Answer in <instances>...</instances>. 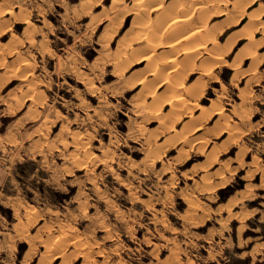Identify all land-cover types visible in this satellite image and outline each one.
<instances>
[{"label": "rangeland", "instance_id": "obj_1", "mask_svg": "<svg viewBox=\"0 0 264 264\" xmlns=\"http://www.w3.org/2000/svg\"><path fill=\"white\" fill-rule=\"evenodd\" d=\"M203 1L225 59L182 71L184 109L150 74L156 11L0 0L24 72L0 77V264H264V0Z\"/></svg>", "mask_w": 264, "mask_h": 264}, {"label": "bare ground", "instance_id": "obj_2", "mask_svg": "<svg viewBox=\"0 0 264 264\" xmlns=\"http://www.w3.org/2000/svg\"><path fill=\"white\" fill-rule=\"evenodd\" d=\"M165 0H159L157 2H155V0H133V3L136 4L135 8L136 11H138L139 13H141L142 16H147V17H151L150 15L152 14L151 12L156 11L157 14L155 15L154 21L155 23H153L151 26H153V34L155 35L156 40L154 41V38H152L150 35L151 42H150V50L148 49L147 52L148 53V57H146V59L148 60V58L155 59V64H153V68L152 71L150 72L151 76H158L161 72H165V70L168 68H171V71H169L171 73V75H168V79L166 82H171L170 84H172V88H171V101L173 103H175V105H177V107H182L184 109L189 108V103L187 101V99L184 97L185 95H183V93L181 92V87L183 86L179 80V77H181L183 74L182 71H184L187 67V69L193 65L194 66V58L199 57V56H204V55H208L207 57H213V59L215 61L218 62V64L223 63L224 61V53L223 50L219 51L216 50L212 47H209V45H213L216 44L217 41V37L215 35V31L213 30V28L211 27V24L208 20L207 14H205L206 12L208 13V11H210L212 8H210V4L209 2L206 3L205 1H203L204 3H206V5H198V6H193V4H197L195 3V1L197 0H174L176 1V5L173 8H167L165 7ZM167 1V0H166ZM202 1V0H201ZM219 1V0H218ZM4 2V1H3ZM121 0H113L114 6H117L118 4H120ZM153 2H155L153 4ZM199 2V1H198ZM202 2V3H203ZM225 2V1H223ZM227 3L230 1H226ZM236 7L235 8H239L242 7L240 0H234ZM5 3V2H4ZM200 3V2H199ZM213 3V2H212ZM133 4V5H134ZM172 4V3H171ZM175 3H173L172 5H174ZM201 4V3H200ZM127 5V4H126ZM144 5V6H143ZM6 6V4H5ZM167 6V5H166ZM193 6V8H192ZM128 7V6H127ZM170 7V6H169ZM116 8V7H115ZM114 8V9H115ZM6 9V8H5ZM131 9V8H130ZM134 9V7L132 8ZM243 9V8H242ZM121 11V10H120ZM130 11V10H129ZM134 12V10H132ZM217 11V10H216ZM239 11V10H238ZM5 12V11H4ZM8 13H12V10L7 11ZM212 12V11H211ZM215 12V11H214ZM251 12L248 15V21H247V27L250 30V35L253 36L254 32L256 30H258L259 28H263L264 29V23L262 21H257L258 16L260 15V13H255ZM264 12V11H263ZM132 13V12H131ZM216 13V12H215ZM221 13V12H220ZM224 13V11H223ZM138 14V13H137ZM230 14V13H229ZM213 15V13H212ZM211 16V15H209ZM261 16V15H260ZM259 16V17H260ZM26 17V16H25ZM23 18V17H22ZM143 18V17H142ZM7 19V18H6ZM210 19V18H209ZM144 20V19H143ZM142 21V20H141ZM149 21V20H148ZM28 23V25H30V23L28 21H26ZM228 23V22H227ZM10 24V23H9ZM150 24V23H148ZM215 24V23H214ZM217 24V23H216ZM221 24V23H220ZM218 26V25H217ZM112 27V26H111ZM150 27V26H149ZM35 28V27H34ZM118 28V27H117ZM136 28V27H135ZM26 29V28H25ZM28 29V28H27ZM118 30V29H117ZM219 30V28H218ZM109 31V30H108ZM114 32V31H113ZM131 32V31H130ZM151 32V33H152ZM259 32V30H258ZM1 33V32H0ZM109 34V33H108ZM140 34V33H139ZM148 34V32H147ZM264 35V34H263ZM111 36V35H110ZM146 36V35H145ZM248 36V35H246ZM140 37V36H139ZM138 37V38H139ZM144 37V36H142ZM159 37V38H158ZM250 37V36H249ZM113 38V37H112ZM158 38V40H157ZM128 39V38H127ZM149 40V38H148ZM128 41V40H127ZM150 41V40H149ZM148 41V42H149ZM158 41V42H156ZM250 41V40H249ZM252 41V40H251ZM255 41V40H254ZM252 41V42H254ZM140 42V41H139ZM220 42V41H219ZM230 42V39H229ZM256 42V41H255ZM26 43V42H25ZM221 43V42H220ZM251 43V42H250ZM158 44H161L163 47V51L161 53H157L156 52V46ZM8 45V44H7ZM217 45V44H216ZM253 45V44H252ZM255 45V44H254ZM128 46V45H127ZM130 46V45H129ZM123 47V46H122ZM121 47V48H122ZM224 47V45H223ZM244 48V47H243ZM246 48V47H245ZM249 48V47H248ZM8 49V47H7ZM18 49V48H17ZM123 49V48H122ZM147 49V48H146ZM229 49V48H228ZM231 49V48H230ZM137 51V50H136ZM139 51V50H138ZM245 52V51H244ZM127 53V52H126ZM242 53V51H241ZM15 54V53H14ZM127 55V54H126ZM2 56H5V54H3ZM10 56V55H9ZM147 56V55H146ZM250 56V55H249ZM206 57V56H205ZM210 57V58H211ZM3 58V57H2ZM212 59V58H211ZM6 60V58H4L3 60L0 61H4ZM8 60V59H7ZM14 60V59H13ZM18 60V59H17ZM142 60V59H141ZM153 60V59H152ZM16 61V59H15ZM21 63V59L18 60ZM23 61V60H22ZM113 61V60H112ZM194 61V62H193ZM0 62V63H1ZM6 62V61H5ZM19 62H16L17 66L16 67H12L11 69H8V71H6V76L7 77H12V76H16L18 73V64ZM27 62V61H26ZM235 62V61H234ZM8 63H10V61H7V65ZM13 63V62H12ZM24 63V62H23ZM2 64V63H1ZM11 64V63H10ZM26 64V63H25ZM117 64V63H116ZM131 64V63H130ZM3 65V64H2ZM6 65V64H5ZM14 66V64H12ZM166 65V66H165ZM234 65V64H233ZM236 65V62H235ZM241 66V64H239ZM24 65H22L21 69L26 68ZM212 66V65H211ZM9 67V66H8ZM122 67V66H121ZM237 68V66H235ZM120 68V67H119ZM123 68V67H122ZM120 68V69H122ZM235 68V69H236ZM20 69V70H21ZM193 69V68H192ZM199 69V68H198ZM206 69V68H204ZM203 70V69H202ZM251 70V69H249ZM24 71V70H23ZM118 71V70H117ZM122 71V70H121ZM253 71V70H252ZM120 72V71H119ZM167 72V71H166ZM206 72V71H205ZM24 72L21 71L20 75H24ZM146 73V72H145ZM255 73V71H254ZM166 74V73H165ZM168 74V73H167ZM166 74V75H167ZM181 74V76H180ZM207 74V72L205 73ZM237 74V73H236ZM235 74V75H236ZM240 74V73H239ZM199 76V75H198ZM197 76V77H198ZM21 77V76H20ZM164 77V76H163ZM162 77V78H163ZM183 77V76H182ZM9 78V79H10ZM22 78H25L24 76H22ZM124 78V77H123ZM165 78V77H164ZM215 78V77H214ZM21 79V78H20ZM91 79V78H90ZM89 79V80H90ZM141 81L143 80L142 77L140 78ZM155 78H153L152 80L149 79V83H152L154 81ZM250 79V78H249ZM29 80V79H28ZM139 80V79H137ZM148 78H144V80L142 82L145 83V81H147ZM132 81V80H131ZM234 81V80H233ZM194 82V81H193ZM191 82L188 86L187 89H196L195 85H193ZM7 83V82H6ZM86 83V82H85ZM155 84V82H153ZM152 83V84H153ZM5 84V83H4ZM93 84V82H92ZM143 84V83H142ZM169 84V85H170ZM182 86H181V85ZM199 84V83H198ZM90 85V84H89ZM168 85V86H169ZM202 85V84H201ZM93 86V85H92ZM145 86V85H144ZM17 88V87H16ZM15 88V90H16ZM30 88V87H29ZM166 88V87H165ZM169 88V87H168ZM100 89V88H99ZM27 91V90H26ZM156 92V90H155ZM181 92V93H180ZM27 94V93H26ZM144 94V93H143ZM147 94V93H146ZM33 95V94H30ZM156 95V94H155ZM187 95V94H186ZM38 96V95H37ZM93 96V95H92ZM158 97H160L159 95H157ZM4 97V96H3ZM143 97V96H142ZM189 97V96H188ZM161 98V97H160ZM191 98V96H190ZM193 98V97H192ZM24 99V98H23ZM22 100V98H21ZM168 100V99H167ZM192 100V99H191ZM24 101H26L24 99ZM23 102V101H22ZM157 99H153L152 103L153 104H159V102ZM190 102V101H189ZM195 102H193L192 104H194ZM191 104V105H192ZM161 106V104L159 105ZM153 107V106H152ZM151 108V106H150ZM160 108V107H159ZM157 108V109H159ZM153 109V108H152ZM178 109V108H177ZM191 111V110H190ZM218 114H223V107L220 106L219 110L217 111ZM168 114V113H167ZM173 114V113H172ZM157 115V114H156ZM33 116V115H32ZM164 116V114H163ZM193 114L189 116V118L187 119V123L193 121ZM205 116V115H204ZM33 118V117H32ZM166 118V115H165ZM160 120V119H159ZM165 121V119H163ZM217 120V119H216ZM219 120V119H218ZM167 121V120H166ZM199 121V120H198ZM201 121V120H200ZM203 121V120H202ZM228 122V121H227ZM160 123H164V122H160ZM193 124V123H192ZM229 125V124H228ZM227 127V126H226ZM225 127V128H226ZM229 128V127H228ZM232 127H230L231 129ZM163 129V128H161ZM232 131V130H231ZM230 131V132H231ZM154 139V138H153ZM166 141V140H164ZM162 143V142H161ZM166 144V143H165ZM159 149V148H158ZM156 154V153H155ZM148 156V154H147ZM151 157V156H150ZM156 158V157H155ZM118 178V177H117ZM86 214V213H85ZM59 236L56 237V239H54L56 242L59 240L58 239ZM55 238V237H54ZM79 243V242H78ZM50 246V244H49ZM51 247H49L50 249ZM46 249V248H45ZM50 251V250H49ZM46 251V252H49ZM45 252V253H46ZM58 255V254H57ZM56 257V256H55ZM67 258V257H66Z\"/></svg>", "mask_w": 264, "mask_h": 264}, {"label": "crops", "instance_id": "obj_3", "mask_svg": "<svg viewBox=\"0 0 264 264\" xmlns=\"http://www.w3.org/2000/svg\"><path fill=\"white\" fill-rule=\"evenodd\" d=\"M7 2V1H6ZM9 10H12V11H14L13 10V8L10 6V7H8V9H7V11H9ZM5 12L6 14H8L9 15V17H6V18H3L2 20H0V32L2 33L4 30L6 31L7 29H8V27L10 28V26H11V21H9V20H11L10 19V15H13L14 14V12H12V13H8V12ZM26 21H28L29 22V19H27V17H26V19L23 21L24 22V24H25V26H24V30H23V32L22 33H24V31L31 25H28V23L26 22ZM10 23V24H9ZM30 23V22H29ZM9 24V25H8ZM26 28V29H25ZM5 31H4V33H5ZM0 33V34H1ZM16 34V33H15ZM16 35H18V34H16ZM16 35H14L13 33H11L10 34V39H9V41L8 42H4V44H7V43H11L12 41H17L16 40ZM15 36V39L13 38ZM26 37V36H25ZM28 37V36H27ZM26 37V38H27ZM13 38V39H12ZM21 38V37H20ZM30 37H28L25 41L27 42V41H30ZM11 49H13V50H11ZM17 49V44H15V46H10V47H8V49H7V47H5V46H1V44H0V58H1V60H3L4 58H6V60H4V61H0L1 63H0V68H4L5 70L3 71V73L0 75V77L1 78H4V79H7V80H11V79H14L15 78V76H12L11 78L10 77H7L6 76V71H8V69H11L12 67H16L15 65H16V62H19L18 60H19V58H17L16 56H17V54L15 53L14 54V52H15V50ZM163 51V50H162ZM161 51V52H162ZM3 54H5V56H2ZM10 55V56H9ZM14 56H15V58H14ZM3 57V58H2ZM12 58V59H11ZM8 59V60H7ZM14 59V60H13ZM15 59H16V61H15ZM18 59V60H17ZM6 61V62H5ZM7 61L9 62L10 61V63H8V65H7ZM13 62V63H12ZM6 64V65H5ZM12 64H14V66L12 65ZM23 64V63H22ZM9 66V67H8ZM12 66V67H11ZM25 66V65H24ZM23 66V67H24ZM26 67V66H25ZM27 70H25V72H26ZM18 74V73H17ZM10 78V79H9ZM16 78H18V76L16 77ZM248 78H250V76L248 77ZM189 83V82H188ZM187 83V85H189L190 83H191V81H190V83L188 84ZM167 88V87H166ZM193 101H195L194 99H193ZM223 107V106H222ZM217 113V112H216ZM192 114H193V109H192ZM192 114H190V115H192ZM182 115H184V116H187L186 117V121H187V119L189 118V114H187V113H185V112H183L182 113ZM194 115V114H193ZM194 117V116H193ZM185 121V123H187ZM190 123V122H189ZM200 128V127H199Z\"/></svg>", "mask_w": 264, "mask_h": 264}]
</instances>
